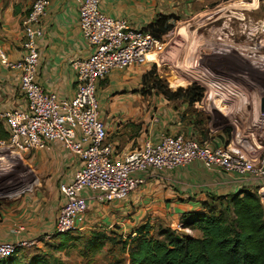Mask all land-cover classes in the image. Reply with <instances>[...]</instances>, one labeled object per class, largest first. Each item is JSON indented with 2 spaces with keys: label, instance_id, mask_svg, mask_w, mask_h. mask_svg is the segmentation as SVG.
<instances>
[{
  "label": "crops",
  "instance_id": "crops-1",
  "mask_svg": "<svg viewBox=\"0 0 264 264\" xmlns=\"http://www.w3.org/2000/svg\"><path fill=\"white\" fill-rule=\"evenodd\" d=\"M173 5L167 0H106L102 2L101 9L107 15L125 17L133 25L144 27L157 13L164 11L163 6L173 11ZM27 12L26 4H14L13 0L0 1V45L9 59H19L26 53L22 20ZM42 29L43 33L37 40V78L46 90L54 91L60 97H72L76 72L71 61L84 59L91 52L78 26L75 1L51 0ZM127 70L129 68L110 73L107 83L102 88L98 86L100 118L106 126L108 140L118 152L137 149L148 139L156 140L161 132L188 130H184L185 124L180 122L176 111L169 110L167 113L161 109L157 111L158 117L154 116L161 121L157 128L154 126L150 130L147 125L142 132L130 133V139L117 135L127 115L134 113H130L126 100H121L120 107L113 109L116 97L112 94L110 83L122 84L120 81ZM18 84L17 73L0 64V110L25 102ZM7 138L0 140V144H6L8 152L14 153L7 147ZM22 154L28 155L22 163L33 172V176L24 182L21 181L22 176L17 175L13 181V175L5 174L12 164L0 157V242L34 238L39 243L49 237L60 239L59 235L64 233L57 234L54 229L56 216L64 202L60 186L72 178L79 167V160L58 142L43 149L18 153ZM144 176L145 182L125 199L105 202L88 198L84 227L67 233L70 236L87 235L89 240L97 233L106 234L105 237L99 235L104 241L111 240L110 236L124 237L133 227L145 222L173 229L180 223L182 213L202 211L201 203L210 195H226L243 186L258 188L261 185V180L252 176L235 182L223 170H207L199 161L172 171H149ZM21 226L23 228L19 229ZM197 233L194 232L195 235Z\"/></svg>",
  "mask_w": 264,
  "mask_h": 264
},
{
  "label": "built area",
  "instance_id": "built-area-1",
  "mask_svg": "<svg viewBox=\"0 0 264 264\" xmlns=\"http://www.w3.org/2000/svg\"><path fill=\"white\" fill-rule=\"evenodd\" d=\"M74 1L78 26L91 52L84 59L71 61L76 72L72 97L46 90L37 78V40L43 33V19L51 0H33L23 18L26 53L21 58L9 59L0 45V64L17 73L25 100L22 105L0 110L9 151L25 153L58 142L79 160L72 178L60 186L64 202L55 219V233L84 227L88 198L105 202L125 199L145 182L144 173L172 171L194 161L201 162L207 170H223L235 182H242L246 176L261 180L258 194L263 201L264 151L253 156L245 154L239 132L235 143L232 140L214 147L183 133L161 132L156 140L148 139L137 149L117 151L100 118L98 82L113 71L155 62L148 60V54L155 52L160 40L125 17L105 14L101 4L106 0ZM173 229L190 232L181 223ZM36 243L34 238L2 241L0 260Z\"/></svg>",
  "mask_w": 264,
  "mask_h": 264
},
{
  "label": "rangeland",
  "instance_id": "rangeland-1",
  "mask_svg": "<svg viewBox=\"0 0 264 264\" xmlns=\"http://www.w3.org/2000/svg\"><path fill=\"white\" fill-rule=\"evenodd\" d=\"M32 1L13 0L14 4H26L27 10ZM167 1L174 4L171 9L181 19L159 39L155 52L148 58L155 62L129 67L120 81L122 84L110 83L116 97L113 109L120 107L121 100H126L130 113H134L127 115L117 135L130 139V133L142 132L147 125L150 130L154 126L157 128L161 121L154 116L158 117L157 111L161 109L167 113L176 111L177 117L186 110L191 111L181 99L169 101L157 93L152 84L158 78L172 91L192 83L205 89L203 98L194 103L202 116L204 131L200 136L192 135L193 138L221 145L226 138L228 143L232 140L235 143V134L239 132L245 154L253 156L263 152L264 0ZM163 8L162 14L174 11ZM150 71L153 75L145 82L143 73ZM0 157L10 160L11 169L5 174L13 175V181L17 175L22 176V182L33 176L31 168L22 163L28 155L10 153L6 144H0ZM189 230V234L197 233ZM70 238L65 240L63 248L58 247V237L41 240L19 253V261L21 264L29 262L38 254L46 256V262L40 264H128L127 251L122 249V239L118 235L105 240L100 250L89 245L87 235Z\"/></svg>",
  "mask_w": 264,
  "mask_h": 264
},
{
  "label": "trees",
  "instance_id": "trees-1",
  "mask_svg": "<svg viewBox=\"0 0 264 264\" xmlns=\"http://www.w3.org/2000/svg\"><path fill=\"white\" fill-rule=\"evenodd\" d=\"M180 19L176 12L157 13L143 29L161 39ZM152 75V71L144 72V81ZM107 77L100 80L98 86L106 84ZM152 87L165 99H181L186 103L187 109H191L181 113L179 117L180 122L185 124L184 130H188L168 134L183 133L185 137L203 134L202 116L194 108V103L203 98L205 89L202 86L192 83L172 91L157 78ZM98 90L99 88L97 95ZM7 136L8 132L0 122V140L6 139ZM227 143L228 138L222 145ZM210 145L214 147L219 144L216 142ZM201 205L202 211L184 212L180 216L182 226L198 232V236L148 222L133 227L124 237L120 235L122 249L128 254V264H264V202L257 187L243 186L238 191L226 195L212 194ZM99 235L106 236L97 233L89 240V245L95 250H100L104 245L105 240L102 241ZM59 237L58 247L63 248L65 240L71 236L64 232ZM112 237L115 236H110L109 239ZM31 248H23L17 254ZM17 254L0 260V264H10L13 261L21 264ZM42 262H46V256L34 254L29 262L23 264Z\"/></svg>",
  "mask_w": 264,
  "mask_h": 264
},
{
  "label": "bare ground",
  "instance_id": "bare-ground-1",
  "mask_svg": "<svg viewBox=\"0 0 264 264\" xmlns=\"http://www.w3.org/2000/svg\"><path fill=\"white\" fill-rule=\"evenodd\" d=\"M153 52H151L150 54H148V58L151 56V54H152ZM219 97V96H218Z\"/></svg>",
  "mask_w": 264,
  "mask_h": 264
},
{
  "label": "water",
  "instance_id": "water-1",
  "mask_svg": "<svg viewBox=\"0 0 264 264\" xmlns=\"http://www.w3.org/2000/svg\"><path fill=\"white\" fill-rule=\"evenodd\" d=\"M262 104H263V107L262 108L264 109V100L262 101Z\"/></svg>",
  "mask_w": 264,
  "mask_h": 264
}]
</instances>
